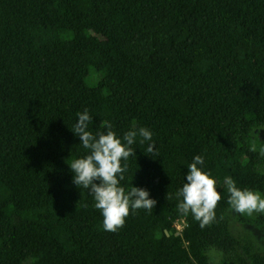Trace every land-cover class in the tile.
I'll return each mask as SVG.
<instances>
[{
  "label": "trees",
  "instance_id": "obj_1",
  "mask_svg": "<svg viewBox=\"0 0 264 264\" xmlns=\"http://www.w3.org/2000/svg\"><path fill=\"white\" fill-rule=\"evenodd\" d=\"M85 108L93 133L147 127L158 149L137 138L121 182L156 206L130 210L115 233L72 182ZM260 129L264 0H0V264H211L210 249L223 264H264L230 231L224 185L264 194L261 142L249 150ZM196 155L222 197L204 229L177 208ZM239 223L264 232L262 213Z\"/></svg>",
  "mask_w": 264,
  "mask_h": 264
},
{
  "label": "clouds",
  "instance_id": "obj_2",
  "mask_svg": "<svg viewBox=\"0 0 264 264\" xmlns=\"http://www.w3.org/2000/svg\"><path fill=\"white\" fill-rule=\"evenodd\" d=\"M92 123L93 116L87 108L77 113V121L71 131L80 138V145L87 154L69 165L73 173L72 182L90 193L95 201L94 207L103 217V229L115 233L124 226L130 210L144 209L152 213L156 206L157 201L150 198L148 190L131 185L126 191L121 182L128 171L127 161L135 157L133 146L137 138L141 144L148 142L146 151L151 154L149 156L158 155V149L153 141V132L147 127L130 129L121 138L110 121H105L103 130L98 129L95 133L89 129ZM249 150L257 151L255 139ZM258 151L264 156V142ZM204 164L203 155L194 156L187 167V183H183L176 192V196L182 198L177 203L179 212L185 216L191 213L201 229L216 221L215 209L222 198L221 192L217 191V181L204 170ZM224 185L229 194L227 203L235 213L248 216L264 214V194L260 191L239 188L231 176L225 177Z\"/></svg>",
  "mask_w": 264,
  "mask_h": 264
},
{
  "label": "rangeland",
  "instance_id": "obj_3",
  "mask_svg": "<svg viewBox=\"0 0 264 264\" xmlns=\"http://www.w3.org/2000/svg\"><path fill=\"white\" fill-rule=\"evenodd\" d=\"M257 133V136H256ZM256 140V144L259 142H264V129H260L253 134V140ZM264 172V171H263ZM258 213H254L252 216L248 215H241L238 213H235L231 208L227 214L228 216V222H229V228L230 231L236 235L240 236L241 238H245L248 241H250L255 247H258L262 250H264V232L263 231H258L255 229L254 226H243L239 223L240 218H245L249 217V219L254 218ZM185 227V224L183 222H178L175 223L174 228L175 230H179L180 232L183 230ZM209 261L211 264H223V255L221 252L215 250V249H210L206 253Z\"/></svg>",
  "mask_w": 264,
  "mask_h": 264
},
{
  "label": "built area",
  "instance_id": "obj_4",
  "mask_svg": "<svg viewBox=\"0 0 264 264\" xmlns=\"http://www.w3.org/2000/svg\"><path fill=\"white\" fill-rule=\"evenodd\" d=\"M184 228H186V225H185V227H184ZM184 228H183V229H184ZM176 231H177V232H180L179 230H176Z\"/></svg>",
  "mask_w": 264,
  "mask_h": 264
},
{
  "label": "water",
  "instance_id": "obj_5",
  "mask_svg": "<svg viewBox=\"0 0 264 264\" xmlns=\"http://www.w3.org/2000/svg\"><path fill=\"white\" fill-rule=\"evenodd\" d=\"M175 236H178V234H175Z\"/></svg>",
  "mask_w": 264,
  "mask_h": 264
}]
</instances>
